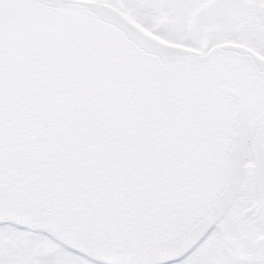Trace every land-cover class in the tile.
Listing matches in <instances>:
<instances>
[{"label":"snow or ice","instance_id":"obj_1","mask_svg":"<svg viewBox=\"0 0 264 264\" xmlns=\"http://www.w3.org/2000/svg\"><path fill=\"white\" fill-rule=\"evenodd\" d=\"M0 264H264V0H0Z\"/></svg>","mask_w":264,"mask_h":264}]
</instances>
